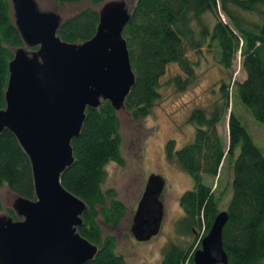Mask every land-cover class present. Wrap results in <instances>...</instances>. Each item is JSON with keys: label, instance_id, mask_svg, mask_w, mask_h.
<instances>
[{"label": "trees", "instance_id": "1", "mask_svg": "<svg viewBox=\"0 0 264 264\" xmlns=\"http://www.w3.org/2000/svg\"><path fill=\"white\" fill-rule=\"evenodd\" d=\"M47 1L64 5L85 0ZM245 13L259 14L262 20L248 21ZM207 14L212 16L205 19ZM97 24L98 11L87 7L68 15L57 34L67 42H83L94 34ZM122 35L135 74V84L125 99L126 109L134 118L147 116L160 98V80L170 65L179 69L170 78L177 90L194 81L195 62L189 52L200 54L204 47L214 49L225 72L231 71L232 59L240 52L246 78L242 81L221 78L219 100L210 109L199 107L189 114L188 122L195 128L192 140L180 148L169 141L165 152L167 158L175 157L194 181V186L179 198L185 213L183 230L195 234L197 228H203L204 237L216 215L226 211L228 220L222 230V242L227 264H264V151L241 117L231 111V102L237 100L254 120L264 125V0H135ZM22 46L10 0H0V109L5 106L8 63L13 50ZM85 114L80 135L71 142L74 161L62 173L61 184L88 206L77 230L96 243L98 249L83 264H126L124 255L115 249V237L103 236L97 223L100 214L105 223L116 227L125 214V206L117 200L115 191L102 190L105 165L124 164L119 118L108 101L97 109L87 108ZM226 117L228 140L218 131V125ZM225 161L231 168L230 194L225 209L221 210V194L216 195L215 188L219 185L218 170ZM202 174L216 178L215 187L202 182ZM1 186L34 199L30 161L16 137L6 129L0 132ZM106 198H109L107 206ZM196 248L191 243L172 242L164 248L160 264L185 261L194 264L192 256Z\"/></svg>", "mask_w": 264, "mask_h": 264}, {"label": "water", "instance_id": "2", "mask_svg": "<svg viewBox=\"0 0 264 264\" xmlns=\"http://www.w3.org/2000/svg\"><path fill=\"white\" fill-rule=\"evenodd\" d=\"M10 4L23 46L13 50L8 63L0 132L10 131L28 156L34 199L11 192L8 210L14 215L0 211V264H83L98 249L77 230L88 206L60 178L74 161L71 142L80 135L86 109H97L106 101L117 115L126 109L135 74L122 33L134 2L103 1L95 32L83 42H67L57 34L65 19L60 4ZM164 185L159 174L147 177L130 227L135 239L159 233ZM227 220L226 211L216 215L193 252L194 264H227L222 242Z\"/></svg>", "mask_w": 264, "mask_h": 264}, {"label": "rangeland", "instance_id": "3", "mask_svg": "<svg viewBox=\"0 0 264 264\" xmlns=\"http://www.w3.org/2000/svg\"><path fill=\"white\" fill-rule=\"evenodd\" d=\"M130 1L133 4L135 0ZM41 5L44 4L41 2ZM100 5L87 0L66 3L61 5V14L66 18L83 8L89 7L98 10ZM211 16V14H207L205 19ZM245 16L248 21L262 20V17L255 13H245ZM214 52V49L208 47H204L200 54L189 52L192 62H195V79L183 90H177L175 85L170 82V78L179 73L178 67L170 65L160 80V98L155 101L147 116L134 118L131 112L126 109L121 110L117 115L121 137L120 153L124 164L109 162L105 165L106 175L102 190L112 189L115 191L117 200L125 206V214L116 227L105 223L100 214L97 216V223L103 236L112 235L115 237V249L124 255L126 264H160L163 250L168 244L172 242L179 245L191 243L194 244V247H198V241L203 238V228H197V234H190L183 230L181 223L185 218V213L179 204V198L184 191L194 186V181L175 157L167 158L165 145L169 141H173L175 147L180 148L192 140L195 128L188 122L189 114L199 107L210 109L212 103L219 100L221 78L231 79V81H242L246 78L241 67L240 52H237L233 57L230 72H225L218 64ZM180 75L184 77L183 73ZM229 85H232V82ZM231 105V111L234 110L241 117V122L264 151V125L254 120L246 107L237 100L233 99ZM218 131L223 138L228 140L227 117L218 125ZM230 170L228 161L223 162L218 170L220 177L215 194H221L219 200L221 210L225 209L230 194ZM152 173L161 175L165 180L161 194L164 213L159 233L151 239L138 240L130 232L132 217L144 190L147 177ZM215 180L216 178L202 174L201 181L212 187H215ZM11 197V191L6 186H1L2 210L9 209ZM108 202L109 198H106V206Z\"/></svg>", "mask_w": 264, "mask_h": 264}]
</instances>
